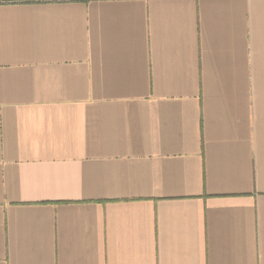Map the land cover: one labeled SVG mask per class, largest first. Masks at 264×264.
<instances>
[{
    "label": "crops",
    "instance_id": "1",
    "mask_svg": "<svg viewBox=\"0 0 264 264\" xmlns=\"http://www.w3.org/2000/svg\"><path fill=\"white\" fill-rule=\"evenodd\" d=\"M0 264H264V0H0Z\"/></svg>",
    "mask_w": 264,
    "mask_h": 264
}]
</instances>
